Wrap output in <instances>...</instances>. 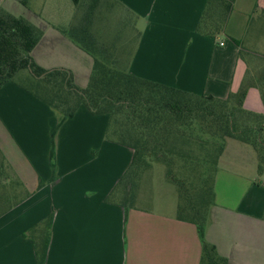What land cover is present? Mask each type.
<instances>
[{"label":"crops","instance_id":"0c3cea01","mask_svg":"<svg viewBox=\"0 0 264 264\" xmlns=\"http://www.w3.org/2000/svg\"><path fill=\"white\" fill-rule=\"evenodd\" d=\"M115 1L116 12H131L142 28L129 63L136 77L226 99L264 69V0H235L224 33L216 39L195 32L207 0ZM5 2L0 0V8ZM36 26L43 37L32 52L35 63L45 70H69L84 88L92 59L67 36L71 25ZM243 108L264 116V85L263 92L248 89ZM60 121L18 86L0 89V143L8 151L3 156L9 168L3 174L12 172L17 180L0 176V202H18L0 216V264H38L24 234L48 217L51 236L43 264H199L202 244L193 225L175 214L124 208L116 198L114 189L132 151L105 140L109 118L80 107L73 118ZM240 150L248 154V165L236 164ZM261 177L256 151L229 140L218 162L206 230V240L228 264H264Z\"/></svg>","mask_w":264,"mask_h":264},{"label":"trees","instance_id":"16d2710c","mask_svg":"<svg viewBox=\"0 0 264 264\" xmlns=\"http://www.w3.org/2000/svg\"><path fill=\"white\" fill-rule=\"evenodd\" d=\"M234 2L207 0L195 32L213 39L223 35ZM22 4L26 6V0ZM73 4L76 13L67 36L92 59L86 86L78 87L69 70L38 66L32 52L43 37L42 30L0 8V89L9 83L18 86L58 114L60 123L73 118L80 107L93 116H107L105 140L132 151L131 163L114 189L115 194L124 183L121 205L129 206L126 197L131 190L125 189L135 184L141 172L163 164L166 178L178 188L176 219L193 225L200 238L199 264H228L206 240L214 179L231 139L256 151L258 174L264 173V116L243 108L249 88L263 92L264 69L226 99L198 96L136 77L129 71L139 39L132 26L134 14L127 10L123 15L117 13L115 0H73ZM232 43L240 47L239 41ZM50 165L54 170L53 145ZM17 205H7L0 216ZM51 224L52 217H48L24 234L33 244L38 264L46 257Z\"/></svg>","mask_w":264,"mask_h":264},{"label":"rangeland","instance_id":"374dc122","mask_svg":"<svg viewBox=\"0 0 264 264\" xmlns=\"http://www.w3.org/2000/svg\"><path fill=\"white\" fill-rule=\"evenodd\" d=\"M3 9L14 17H22L34 25H40L41 27H44L45 25L50 27L54 26L57 29L63 27L69 28V26L74 23V16L76 13L73 0H26V6L22 4V0H6L5 4L3 5ZM112 24L116 28L117 23L114 21ZM136 25L137 22L135 20L132 26L134 27L136 33H140L142 31L140 23L138 26ZM133 27L131 28L133 29ZM223 39H226V37L223 36ZM261 140L264 142V131L261 135ZM231 151L232 150L230 149L229 152ZM7 152L8 151L1 140L0 176L10 175V179L17 181L16 178L12 176V172H4L3 174V170L6 171L8 168V164L3 156V154H6ZM244 152L246 151H237L236 164L248 165V163H250L248 154ZM227 163L229 164L230 162L227 161ZM16 166L19 167L20 165L16 164ZM5 167L7 168L5 169ZM261 176H264V174H261ZM24 179L27 180L25 176ZM261 179L264 181V177H261ZM129 186L130 187L125 189L126 191H129V189L131 190V194L128 195V198L126 197V199H128L127 205L149 209L164 214L176 215L178 204V188L174 182H171L166 178V168L163 164L157 163L146 168V170L140 173L135 184H131ZM123 189L124 183L119 185L117 189L119 193L116 195V198L121 202L123 201ZM5 207H7V205L0 202V213L5 209Z\"/></svg>","mask_w":264,"mask_h":264},{"label":"built area","instance_id":"2783aa9c","mask_svg":"<svg viewBox=\"0 0 264 264\" xmlns=\"http://www.w3.org/2000/svg\"><path fill=\"white\" fill-rule=\"evenodd\" d=\"M223 44L222 43H220V46H222Z\"/></svg>","mask_w":264,"mask_h":264}]
</instances>
